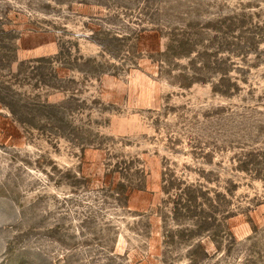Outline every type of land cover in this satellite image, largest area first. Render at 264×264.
<instances>
[{"label": "rangeland", "instance_id": "rangeland-1", "mask_svg": "<svg viewBox=\"0 0 264 264\" xmlns=\"http://www.w3.org/2000/svg\"><path fill=\"white\" fill-rule=\"evenodd\" d=\"M0 264H264V0H0Z\"/></svg>", "mask_w": 264, "mask_h": 264}]
</instances>
